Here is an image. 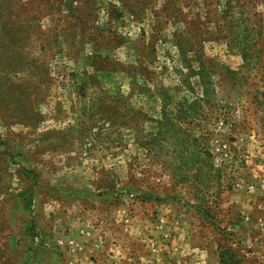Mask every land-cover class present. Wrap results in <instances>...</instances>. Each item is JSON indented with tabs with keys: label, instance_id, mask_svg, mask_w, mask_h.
I'll return each instance as SVG.
<instances>
[{
	"label": "rangeland",
	"instance_id": "374dc122",
	"mask_svg": "<svg viewBox=\"0 0 264 264\" xmlns=\"http://www.w3.org/2000/svg\"><path fill=\"white\" fill-rule=\"evenodd\" d=\"M75 251L264 264V0H0V264Z\"/></svg>",
	"mask_w": 264,
	"mask_h": 264
},
{
	"label": "crops",
	"instance_id": "0c3cea01",
	"mask_svg": "<svg viewBox=\"0 0 264 264\" xmlns=\"http://www.w3.org/2000/svg\"><path fill=\"white\" fill-rule=\"evenodd\" d=\"M75 257H76V259H74V261H72L71 260V263L72 264H75V263H77V264H79V262H77V261H79V260H82L83 262L85 261V260H83V253H82V251H75ZM75 260H76V262H75ZM82 263V262H81ZM82 264H87V261L86 262H84V263H82Z\"/></svg>",
	"mask_w": 264,
	"mask_h": 264
}]
</instances>
